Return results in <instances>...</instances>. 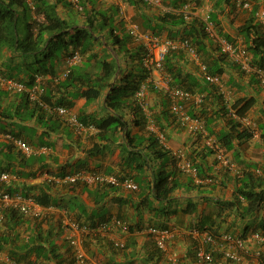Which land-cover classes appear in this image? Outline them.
I'll use <instances>...</instances> for the list:
<instances>
[{"label": "crops", "instance_id": "obj_1", "mask_svg": "<svg viewBox=\"0 0 264 264\" xmlns=\"http://www.w3.org/2000/svg\"><path fill=\"white\" fill-rule=\"evenodd\" d=\"M213 1L162 0L160 5L145 4L141 0L50 1L56 6L58 16L69 24L68 30L65 29L67 39L79 30H91L90 21H94L95 25L92 44L84 50L82 62L76 65L75 82L73 87L69 88L56 85L57 77L59 80L63 79L66 57L62 55L59 59L56 56L51 59L46 56L50 49V52H58L57 46L47 48L45 41L42 45L45 48L43 52L22 54L14 47L0 44V74L25 81L52 63L56 76L45 74L49 79L47 91L48 94L52 92V101L57 98L66 101L80 121L81 115L99 121L119 113L127 122L123 128H100L93 122L83 124L79 128L69 123L56 110L51 111L48 106L37 108L38 106L28 101L25 94L9 92L0 84V164L10 168V172L17 176L9 186L10 191L34 195L39 188L38 184L56 181L59 183L57 195L67 204L66 208H48L45 218L38 220L26 214L21 215V211L16 208H10V211L16 212L14 215L7 212L6 216H3L4 214L0 213V264H56L57 258L48 248L50 243L55 244L56 252L60 255L58 260L66 262L69 257L66 252L69 232L61 224L65 210L72 218L84 222L118 217L127 223L128 229H114L107 234L96 236L87 235L83 247L94 264H111L124 260L121 254L114 256L113 241L116 240L124 243L135 242L134 246L130 247V250L134 249L133 252H136L135 257L129 259L135 260V264H184L191 259L194 264L191 255L193 253L194 256V243L186 234L190 227L201 222L207 224L209 221L216 223L215 228L230 229L238 234L245 230L250 233L256 227L261 217H243L242 208L239 206H245L246 202L236 193L238 185L247 180L249 173L264 186V84L254 71L242 70L229 56L222 63L224 71L221 76L226 93L224 100L229 109L237 101L250 97L255 99L245 117L237 119L243 128L250 129L252 136L241 141L235 140L234 147L226 151L240 168L239 177L221 165L216 150L206 143L209 137L217 139V143L222 147L217 135L227 129L228 117H231V114L222 115V101L215 97L217 94L210 93L214 86L207 85V90L201 93L207 95L204 106L200 108L203 109V114L198 111L205 122L204 133H194L177 122L169 110V100L163 91L149 90L148 109L141 110L137 107L140 112L136 111L129 99L118 109L113 108L112 104L107 102L109 88L103 89L101 95L90 101L81 94L89 77L95 80L100 75L105 59L117 61V72L113 78L115 96L122 95L125 85L143 74L144 67L140 57L144 52V41L133 39L122 46L113 44L114 40L109 34L110 26L102 28L98 23L101 13H107L111 17L114 35L122 38L130 32L132 25L137 24L139 31H146L143 22L156 21L163 12L175 13L183 10L186 5L189 6V17L198 16L205 22L207 13L214 9ZM246 1L251 3L250 8L243 6ZM221 5L223 9L218 13L217 30L228 36L235 45L246 47L249 38L246 37L243 26L252 18L258 22L257 13L264 8V0H230L229 3ZM39 6V2L32 0L16 1L15 8L21 18V38L27 35L23 20L25 23L33 20L48 21L43 10L36 12V7ZM27 10L30 11L29 21L25 15ZM90 11L96 12L97 15L92 13L89 16ZM173 31L174 35H180L184 32V26L175 27ZM49 36L46 32L43 35L45 39ZM165 36L167 31L162 34V37ZM206 42L207 59L211 61L220 54V44L211 36ZM70 47L72 46L69 45ZM200 56L202 61L206 57L201 54ZM174 63L183 69V73H191L193 78L196 76L197 80L205 85L199 72V64L192 57L175 60ZM155 77H158V73H155ZM183 82L186 83L187 79ZM185 104L189 110L191 107H197L194 100ZM141 115L143 120L147 119L146 122H135ZM161 131L165 133L171 152L165 161L166 168L171 169L174 156L178 159V164L190 161L198 166V175L206 178L199 182L197 175L181 168L176 179L180 187L165 201L157 200L149 185V181L160 172L162 160L155 158L153 151L148 148L147 139L151 134L157 135ZM8 134L26 141L33 147L47 145L49 149L27 156L7 138ZM222 149L225 151L223 147ZM146 153L151 155L150 166L135 169L136 162H142V154ZM83 169L114 173L120 177L131 176L139 182L140 189L131 191L122 186L89 185L79 181L70 190L65 177ZM230 201H237L238 208L224 205ZM219 221L221 226H218ZM160 224L173 226L178 232L158 257L159 255L153 253L155 242L147 233V228ZM39 233L43 234L41 239L33 241ZM42 244L47 246L45 250H39ZM76 264H79L77 260ZM223 264L247 263L227 261Z\"/></svg>", "mask_w": 264, "mask_h": 264}, {"label": "trees", "instance_id": "obj_2", "mask_svg": "<svg viewBox=\"0 0 264 264\" xmlns=\"http://www.w3.org/2000/svg\"><path fill=\"white\" fill-rule=\"evenodd\" d=\"M16 1H19V0H0V44H3L4 46L6 45V46L14 47L16 48V50H18L22 54H28L31 52H43L45 48L42 45L45 41H47V44H46L47 48H52L53 46H57V49H58V52L56 50L55 52H50L51 49L47 52L46 56L51 59L54 58L55 56L58 57L59 59L62 55L67 57L71 53V51L73 52V50H79L82 55L84 50L88 49L91 46L92 40H93L92 32L95 27L94 21L89 22L91 26V30H87L85 28L83 30L77 31L78 33H74L68 39L66 38L67 31L65 29L68 30L69 24L65 19H61L58 16L57 11H56V6L53 3H50V1H62V0H32V1H35L36 3L38 2L40 3V6L36 7V12L40 13V11L43 10L44 13L46 14V19H48V21L42 22L38 20H33L31 22L26 23V25L24 26V30L27 32V35L24 38H21L19 35V33L21 32V18L17 13V9L15 8ZM78 1H105V0H78ZM213 2H214L213 4L214 9L207 13V16H208L207 21H210L214 24L215 30L219 37H223L229 40V37L226 36L225 34H222L220 30L218 31L216 26L219 24L218 18H217L218 13L219 12L221 13L223 9V6L221 4L229 3L230 0H214ZM144 3L147 4L146 2ZM92 13L94 14V16L97 15L96 12L90 11L89 16ZM99 16L101 17V20L98 23L100 24V26H102V28L110 26L109 34L112 36L111 39L114 40L113 44L122 46V45H125L128 41H132L133 39H135V37L132 34L131 35L129 34L131 32H129L126 36H123L122 38H119L118 35H114L115 34L114 27L111 25V22H110L111 17H109L107 13H101ZM257 21L258 22H255L254 19L252 18L250 19L249 23H246L243 26L246 37L249 38L248 39L249 44H247L245 48L250 53L251 63L254 66L264 68V27L261 25L259 20ZM142 25L146 29V31L148 32L150 31V33L157 35V36L162 37V34H164L167 31V36L165 37L190 39L192 44L196 46L199 54H201L202 56L204 55L206 56L205 59H203V62L207 64L209 72L212 74L222 75L224 71L222 63L228 58V55L220 52V54L217 55L216 57H213L211 61L207 59L208 51H207L206 41L209 39L210 35L206 33L205 22L200 17L194 16V15L192 17H189V14L183 12L182 10L175 11V13L167 11V12H163V14L157 17L156 21L148 20L146 22H143ZM182 26H184V32L180 35H174L173 29L175 27H182ZM45 32L50 35L49 38L47 39L43 37ZM177 33L178 31L175 32V34ZM69 45H71L72 47L69 48ZM220 50H221V46H220ZM141 55L143 56V52L141 53ZM188 56L189 55L184 50L171 51L167 55L165 62H164V69L166 71L165 73L169 74L171 78L170 86L184 88L186 90L191 91L192 93L201 94V93H204L205 90H207V85L208 86L212 85L214 86V88H212L210 93L217 94L215 97H217L219 100L222 101V106H223L221 108L222 115L224 116H227L228 114L230 115V110L227 104L225 103L224 93L221 87L206 81L200 73L201 78L205 80V81L202 80L205 84V85H202L197 80L196 76L193 78L192 77L193 75L191 73L189 72L183 73V69L175 65L174 63L175 60L177 61L186 60ZM140 58L142 61V57ZM76 70H77L76 66L73 67L72 70L66 76L63 75L62 80H59V78L57 77L56 85L62 88L73 87V84L75 82ZM116 72H117V61L115 59H105L102 63L100 75H98L95 80H92L91 79L92 77H89L88 81L84 83L87 85H86V88L82 90L81 94L85 96L88 101H90V100L97 98L99 95H101L103 89L109 88L110 93L107 96V100H108L107 102L109 104H112L113 108L118 109L120 106L126 104L125 102L126 99H129L131 103L134 104V108L137 109L136 111L140 112L139 109H141V107L136 102L135 92L139 88L140 83L145 79L146 70L143 68V74H140L139 76H136L134 79H131L128 82V84L125 85L124 93L122 95L116 94L117 96H115L114 94L116 89H115V84L113 81V78L115 77ZM55 73H56V69H55L54 64L52 63L50 64L49 67H46V68L44 67L43 70H41V72H38V74H41L45 77V81H44L45 92L42 95V100L45 102L46 106L50 108L51 111H54L55 108L59 106L66 107L67 109L70 110L69 108L70 105L66 101H64L63 99H59V98H57L55 101H52V92L50 91L48 94L47 84L49 82V79L46 78L45 74H51L52 77H55L56 76ZM36 75L35 74L32 75L28 80H25L23 82H25L28 85H32L35 80ZM9 77L16 79L14 76H9ZM183 77L187 79L186 83L183 82L185 79ZM16 80H20V79H16ZM215 86L218 88H215ZM4 88L6 89V87ZM150 90L163 91V90H160L154 87H150ZM163 92H164V95L169 100V110L171 112V102H170L169 95L167 94V92L165 91ZM21 94H25V93H21ZM206 97L207 95L204 94L203 100L200 104H197L194 101V104L196 103L197 107H191L190 110L188 109L189 113L192 116H197V115L202 116L201 113L203 109L200 110V108L204 106ZM110 100H112V102H110ZM28 101L31 102L29 99ZM31 103H34V102H31ZM254 103H255V99L250 97V98H247L241 101H237L231 105V108L235 111L237 117H232V116L228 117L227 129L221 131V133L217 135L225 151L230 150L234 147L235 140L241 141L242 139L252 136V132L250 131V129L245 128V127L243 128L241 122L237 121V119L239 120L245 117L247 111L253 106ZM34 104L36 107L38 106L37 108H41L39 106H43L39 103H34ZM199 110L201 111V113L198 112ZM171 114L173 113L171 112ZM173 116L175 115L173 114ZM123 118L124 117L118 113L117 115L108 117L106 119L95 121L94 119L88 116L81 115L80 122L86 125H88L90 122H93V124H95L96 126L100 128H105L107 126H114V128H118V127L123 128L127 125V122ZM143 119L144 118L141 115V117L139 118L137 117V120L135 122L137 123L138 121H140L141 123L146 122L147 119L145 120ZM206 125H207V119H206ZM147 140L149 142L148 148L153 151L155 158H159L162 160V168L160 172H158V174L155 176V178L152 181H149V185L153 190L154 197L157 200L165 201V200H168L170 196L172 195V193L177 188L180 187V183L176 179H177V174L181 171V167L178 164V159L173 156L174 159L172 160V167L171 169H167L165 161L171 155L170 150L168 148H164L159 143V139L157 135L151 134ZM43 146L49 149L47 145H43ZM142 155H143L142 156L143 160L142 162H136V165L134 166L135 169L140 170L144 166H147V167L150 166L151 155L147 153L142 154ZM194 166L198 168V166L196 165ZM0 170L10 171V168L0 164ZM78 171H81V170H78ZM88 171H92V170H88ZM93 171H97V170H93ZM239 171H240V174L238 175L235 174L238 177L241 175L240 168H239ZM63 175L64 173L62 174V176ZM125 177L132 178L131 176H123L120 178H125ZM204 180H206V178L201 177L199 182H202ZM68 182L69 184L67 186H70L71 188L70 190H72L74 186L76 185V183H78L79 181L77 182L68 181ZM136 182L139 184L138 181ZM58 184L59 183H57L56 181H44L43 183L38 184L39 188L37 186L38 190L36 194L25 195V196H33L35 201H37L39 204H41L46 209L53 207V206L58 207V208L60 207L66 208L65 206H67V204H64L63 199H61V197H58L57 195ZM100 185H107V184L100 183ZM115 186H122V185H112L110 187H115ZM8 189L10 190V188ZM236 193L246 202V205L241 207L238 205L237 201L225 202L224 205L225 206L228 205L232 208L233 207L238 208L239 206L240 208H242L241 214L243 217L256 216V218H259L260 216L261 218L259 219L256 227L253 228V230L261 231L264 233V186L260 182H257V179L253 177L252 173H249L247 180L245 181L243 180V183L238 185L236 189ZM240 197H238V199H241ZM3 210L4 209L0 210V213L4 214L3 216H6L7 212L13 215L16 214L15 211L13 210L10 211V208L5 209L4 211ZM20 214L25 216L24 213L22 214V212ZM44 218H45V215L43 217H34L33 219L38 220V219H44ZM113 219H121V218H118V217L117 218H100V219H95V220L93 219L91 221H85V222L80 221L78 219L76 220H78L81 223H89L92 226H95L99 222H102V221L107 222ZM121 221H123V223L126 226V229H128L129 227L127 223H125V221L122 219ZM61 224H62V220H61ZM215 224H216L215 222L209 223V221H207V224L204 222H201V224L198 223L197 225L193 227H199V228L207 227L211 231H213L215 234L222 233V232L235 233V232L230 231V229L221 230L220 228H215L214 227ZM60 225H59V230H60ZM153 226L174 228L173 226H170L168 224H160V225H153ZM218 226H221L220 221L218 222ZM193 227H190V228H193ZM118 229L120 228H117V230ZM247 233H248V230H245L244 232H242V236L246 237ZM148 234L151 236L150 233ZM42 235L43 234L41 233L37 234L36 237L33 239V241L41 239ZM96 235H102V234L95 233V234H92L91 236H96ZM190 238L192 237L190 236ZM86 239H87V236L84 241H86ZM116 242L119 243V240L113 241L114 256L121 254V256L122 255L124 256V260L115 261L114 263H111V264H135L134 262L135 260H129L130 258H133V256L135 257L136 252H133L134 249L130 250V247L131 246L133 247L135 242L131 241V242L124 243L120 241L121 243H123V246H120V244H116ZM155 244H154L155 248L153 250V253L155 255H159L158 257H160L163 253L162 250H165V249L160 250L158 245L157 244L155 245ZM46 247H47L46 245L42 244L39 246V250H45ZM48 248L50 249V253L53 254L55 258H57L56 264H76L75 249L74 247H72L70 240H69V243L67 242L66 252L69 253V257L68 259H66V262L62 260L60 261L58 260L60 255L56 252L55 244L50 243ZM191 255H192V258H194V264H196L195 263V247H194V256H193V253ZM191 260L190 262H187L184 264H193V260L192 261ZM221 260H222L221 264H223L224 262H227V260H223V259Z\"/></svg>", "mask_w": 264, "mask_h": 264}, {"label": "built area", "instance_id": "obj_3", "mask_svg": "<svg viewBox=\"0 0 264 264\" xmlns=\"http://www.w3.org/2000/svg\"><path fill=\"white\" fill-rule=\"evenodd\" d=\"M77 1V0H75ZM149 5H160L162 0H143ZM79 4V3H78ZM82 9L80 5H77ZM245 8H250V2H244ZM188 5L182 10L187 12ZM257 17L261 25L264 27V8L260 9ZM208 16L205 17V31L211 37L216 38L221 46V52L227 54L232 61L237 63L245 71H254L257 73L260 81L264 84V68L254 66L251 63V56L249 51L243 46L235 45L228 39L219 37L212 22L207 21ZM131 34L138 41H144V52L142 56V65L146 70L145 79L140 83L139 88L135 92V98L138 105L143 109H148L147 94L150 87H154L167 92L171 102V112L175 115L178 123L194 133L205 132V122L199 115L192 116L186 102L194 100L200 104L203 100L202 94H195L189 90L179 87L170 86V76L166 74L164 69V62L167 55L171 51L184 50L190 57H192L199 64V70L202 77L215 85L222 88L224 95H226L222 76L219 74H212L208 70V66L201 60V56L197 51L195 45L192 44L188 38H169L160 37L147 31H139L138 25L134 24L130 27ZM66 69L63 73L66 76L73 67L82 62V55L79 50H73L65 58ZM158 73V77H155ZM45 77L41 74L35 76L32 85H28L23 81L16 80L9 76L0 74V84L6 87L11 92L25 93L31 102L39 103L46 106L42 100V95L45 92L44 87ZM55 110L72 125L81 128L77 114L71 112L63 106L56 107ZM230 114L237 117L235 111L230 107ZM159 143L168 148V142L164 132L157 133ZM7 138L10 139L25 155L30 156L34 153L47 151V147L40 146L38 148L31 146L26 141L8 134ZM207 144L216 150L217 157L221 165L227 167L235 174H240L239 168L236 163L227 155L222 147L215 139L207 138ZM178 155V154H177ZM179 166L184 169L198 174L197 167L192 165L190 161L180 163ZM17 176L7 170H0V210L7 208H16L22 213L32 217H42L45 214L46 208L35 201L33 196H25L21 192H11L8 188ZM66 181H82L89 185L92 184H109V185H122L130 190H137L139 188L132 178H120L116 174H107L98 171L81 170L65 177ZM200 181V179H199ZM62 226L69 232V240L75 248V256L79 264H94L88 257L84 250L83 243L87 235L95 233L106 234L117 228L126 229L125 224L120 219H113L111 221H102L97 225L92 226L89 223H81L72 218L63 211ZM160 249H166L168 243L175 237L178 232L177 229L172 227H159L151 226L147 230ZM187 235L192 237L195 247V263L196 264H221V259L233 263L246 262L247 264H264V233L261 231H252L248 236L243 237L240 234L222 232L215 234L209 228L193 227L186 231ZM116 244L123 246L119 241Z\"/></svg>", "mask_w": 264, "mask_h": 264}, {"label": "clouds", "instance_id": "obj_4", "mask_svg": "<svg viewBox=\"0 0 264 264\" xmlns=\"http://www.w3.org/2000/svg\"><path fill=\"white\" fill-rule=\"evenodd\" d=\"M225 152H226V151H225ZM233 161H234V160H233ZM234 162H235V161H234ZM235 163H236V162H235ZM192 165H193V164H192ZM197 170H198V168H197ZM102 173H104V172H102ZM107 174H114V173H107ZM198 174H199V171H198ZM198 174H197V177H196L197 181H199V179H201V177H200ZM117 176H118V175H117ZM118 177H119V176H118ZM132 179H133V178H132ZM133 180H134V179H133ZM134 181H135V180H134ZM135 182H136V181H135ZM136 183H137V182H136ZM107 185H109V184H107ZM138 185H139V184H138ZM110 186H112V185H110ZM124 188H125V187H124ZM139 188H140V186H139ZM139 188H138L137 190H139ZM126 189H127V188H126ZM129 190H130V189H129ZM137 190H131V191H137ZM46 210H47V209H46ZM45 214H46V212H45ZM45 214H44V215H45ZM42 217H43V216H42ZM120 220H121V219H120ZM252 231H254V230H252ZM252 231H251V232H252ZM251 232H250V233H251ZM250 233H248L247 236H248ZM235 234H238V233H235ZM240 235H242V234H240ZM193 243H194V242H193ZM194 244H195V243H194ZM72 247H73V246H72ZM74 249H75V248H74ZM75 257H76V256H75ZM76 260H77V259H76ZM232 263H233V262H232ZM242 263H246V262H242Z\"/></svg>", "mask_w": 264, "mask_h": 264}, {"label": "rangeland", "instance_id": "obj_5", "mask_svg": "<svg viewBox=\"0 0 264 264\" xmlns=\"http://www.w3.org/2000/svg\"><path fill=\"white\" fill-rule=\"evenodd\" d=\"M25 15L28 17V18H26V19H28V21H29V17H30V11L29 10H27L26 11V13H25ZM22 23H24V25H23V27L26 25V23H25V20H23V22Z\"/></svg>", "mask_w": 264, "mask_h": 264}]
</instances>
